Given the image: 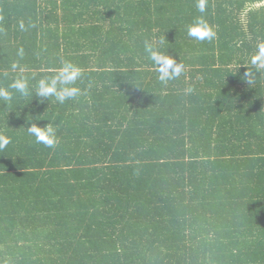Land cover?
Here are the masks:
<instances>
[{
	"label": "trees",
	"instance_id": "obj_1",
	"mask_svg": "<svg viewBox=\"0 0 264 264\" xmlns=\"http://www.w3.org/2000/svg\"><path fill=\"white\" fill-rule=\"evenodd\" d=\"M262 2L0 0V264H264ZM146 42L183 74L162 84ZM64 61L81 94L38 96ZM48 123L54 148L27 132Z\"/></svg>",
	"mask_w": 264,
	"mask_h": 264
},
{
	"label": "clouds",
	"instance_id": "obj_2",
	"mask_svg": "<svg viewBox=\"0 0 264 264\" xmlns=\"http://www.w3.org/2000/svg\"><path fill=\"white\" fill-rule=\"evenodd\" d=\"M200 13L206 11V0H198L196 5ZM33 26V25H30ZM22 30H26L23 22L20 24ZM187 35L199 41H212L216 38L217 33L208 24L203 16L197 17L192 24L187 28ZM145 51L148 53L149 59L157 71V78L162 84H167L169 81L179 78L184 72V65L177 63L174 58L165 56L161 52L155 50L149 43H145ZM23 57L24 50L20 48L17 53ZM249 66L244 73V79L248 84H254L257 76L256 72L261 74L264 70V43H259L254 55L250 57L247 64ZM17 64L13 63L12 69L16 70ZM82 77V70L75 64L64 61L58 69L57 74L41 79L36 85V94L43 98L54 97L55 100L63 104L66 100L74 99L81 94V90L74 86L76 81ZM11 89L19 92L21 95H29L30 89L26 77H19L9 85ZM195 91L193 86L186 89L187 94ZM0 99L4 101L12 100V93L6 88H0ZM29 135L35 137V142L43 144L47 148H54L57 144L56 130L51 124L44 127H38L32 124L27 128ZM11 143V138L0 135V151H3Z\"/></svg>",
	"mask_w": 264,
	"mask_h": 264
},
{
	"label": "crops",
	"instance_id": "obj_3",
	"mask_svg": "<svg viewBox=\"0 0 264 264\" xmlns=\"http://www.w3.org/2000/svg\"><path fill=\"white\" fill-rule=\"evenodd\" d=\"M263 4H264V0H263L262 3H258V4H256L255 7H259V6L263 5Z\"/></svg>",
	"mask_w": 264,
	"mask_h": 264
}]
</instances>
